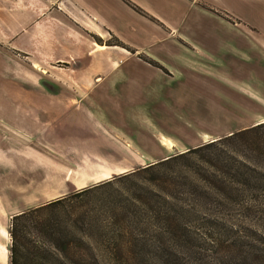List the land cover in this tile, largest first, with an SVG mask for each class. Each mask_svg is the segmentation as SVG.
<instances>
[{"label":"rangeland","instance_id":"obj_1","mask_svg":"<svg viewBox=\"0 0 264 264\" xmlns=\"http://www.w3.org/2000/svg\"><path fill=\"white\" fill-rule=\"evenodd\" d=\"M52 3L63 9L62 23L84 34L69 15L74 9L69 0ZM188 20L179 47L144 43L142 52L173 76L152 79L139 97L158 130L182 135L188 148L165 153L170 161L135 159L127 150L118 161L130 170L111 176L103 173L116 158H98L78 140L67 150L60 145L54 150L46 134L53 118L41 122L34 116L37 107L80 110L89 99L64 84L56 92L42 86L43 73L31 72L30 64L0 43V222L5 230L0 264H11L13 228L21 250L24 242L31 250H52L62 264H76L77 258L81 264H264V127L250 129L264 116V107L240 92L246 84L261 87L264 64L255 54L252 59L253 49L221 19ZM91 36L103 45L121 44L107 29L103 39ZM128 66L153 72L135 60ZM53 67L48 69L56 73L65 69L61 63ZM45 77L44 82H54L51 73ZM21 107L29 109L23 113L27 122L13 119ZM122 109L113 118L124 123L120 116L133 114ZM95 125L98 141H105L104 128ZM68 132L66 126L63 139ZM202 133L217 136L204 140ZM37 202L45 207L34 208Z\"/></svg>","mask_w":264,"mask_h":264},{"label":"crops","instance_id":"obj_2","mask_svg":"<svg viewBox=\"0 0 264 264\" xmlns=\"http://www.w3.org/2000/svg\"><path fill=\"white\" fill-rule=\"evenodd\" d=\"M49 3L50 0H0V43L9 47L15 57L24 59L28 66L30 64L31 72L37 69L43 73L38 77L42 86L56 92L64 84L70 90H80L84 99H89L80 103V110L79 107H37L34 116L41 122L53 118L55 123L50 129L46 128V134L54 141V150L59 149V145L67 150L66 146L78 140L98 158H116L111 171L103 173L108 176L130 170L124 161H118L125 159L127 150L135 159L163 160L168 159L165 154L168 151L188 148L189 141L182 142V135L172 136L158 130L149 109L142 108L145 104L141 105L139 97L150 89V81L173 76L161 61L142 52L143 45L158 47L171 42L179 47L178 41L181 45L186 40L181 32L189 25V17L207 15L236 29L239 32L237 38L253 49L252 59L255 54V58L264 64V0H69L74 7L69 15L85 29L84 34L66 22L62 23L60 4L57 8L55 3L52 6ZM105 29L121 44L107 46L90 37L95 35L103 39ZM126 54L130 56L126 57ZM131 60L150 67L153 72L137 71L136 66V71L126 67ZM60 63L65 68H59L60 72L48 69ZM49 73L54 78L52 84L44 82ZM262 88L264 83L260 88L246 84L240 92L254 105L264 107ZM68 94L72 95L71 92ZM123 107L133 114L130 119L121 115L124 123L119 116L113 118L117 112L123 114ZM24 108L19 110L20 115H13L15 121H28L29 117L23 114ZM111 111L114 115H110ZM262 123L264 116L259 117L254 126ZM95 124L104 128L105 141H98L101 133ZM27 126L37 127L38 124ZM66 126L69 137L63 139L66 134L61 133ZM204 136L217 135L202 133L203 139ZM43 205L37 202L33 207ZM4 234L0 222V240ZM2 248L4 246L0 245V252H4Z\"/></svg>","mask_w":264,"mask_h":264},{"label":"trees","instance_id":"obj_3","mask_svg":"<svg viewBox=\"0 0 264 264\" xmlns=\"http://www.w3.org/2000/svg\"><path fill=\"white\" fill-rule=\"evenodd\" d=\"M264 127V123L262 124H259L257 126H254L250 129L252 130H259L261 128ZM250 129H247V130H244V131H241V132H238L236 134H232L226 138H231V137H234V136H238L239 134H246ZM214 144L213 143H210L209 145H212ZM184 154H182L181 156H183ZM173 158H169L167 159L166 161H170L172 160ZM164 161V162H166ZM152 166L148 167V168H151ZM146 168V169H148ZM58 202H61L60 200L57 201ZM51 204H55V203H50L49 205ZM45 206L43 207H39V208H44ZM37 208V209H39ZM27 213H24V214H21L19 216H17L16 218H20L24 215H26ZM47 230L50 231V228H47ZM11 235H12V238L14 240V245H12V249H11V264H62V257H60V255H57L56 252L52 251V250H44L42 249L43 251H38L37 247L34 246L33 249H29L28 248V243L26 244L24 242V244H22V247H23V250H21V248H19L18 246V232H17V229L13 228L11 230ZM49 247H53V243H50L48 244ZM54 248V247H53ZM81 261L77 258L76 259V264H81L80 263Z\"/></svg>","mask_w":264,"mask_h":264}]
</instances>
